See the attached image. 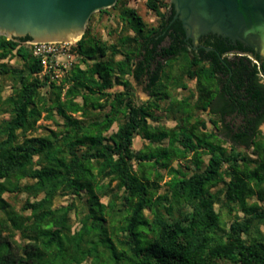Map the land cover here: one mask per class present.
<instances>
[{"label": "trees", "instance_id": "obj_1", "mask_svg": "<svg viewBox=\"0 0 264 264\" xmlns=\"http://www.w3.org/2000/svg\"><path fill=\"white\" fill-rule=\"evenodd\" d=\"M145 7L156 25L126 0L94 12L89 20L113 10L120 27L106 40L87 26L58 84L26 44L30 36L0 35V59L24 64L0 63L13 81L5 97L0 82V112L9 113L0 120V264H264V65L216 35L193 48L167 0ZM130 77L149 99H135ZM47 85L50 102L40 93ZM160 109L176 125L148 122ZM207 109L243 115L231 135L243 149L208 130L197 114ZM42 112L61 117L59 134L30 135ZM137 136L148 143L135 149ZM158 168L168 176L162 193ZM22 192L17 212L3 194ZM61 192L81 208L55 207Z\"/></svg>", "mask_w": 264, "mask_h": 264}, {"label": "water", "instance_id": "obj_2", "mask_svg": "<svg viewBox=\"0 0 264 264\" xmlns=\"http://www.w3.org/2000/svg\"><path fill=\"white\" fill-rule=\"evenodd\" d=\"M116 1L0 0V35H28L27 42L78 41L90 16ZM170 5L193 48L202 47V35L213 33L251 46L264 60V0H170Z\"/></svg>", "mask_w": 264, "mask_h": 264}, {"label": "rangeland", "instance_id": "obj_3", "mask_svg": "<svg viewBox=\"0 0 264 264\" xmlns=\"http://www.w3.org/2000/svg\"><path fill=\"white\" fill-rule=\"evenodd\" d=\"M128 3V6L130 7H134L136 8L137 11L140 12V14L142 15V17L144 18V20L149 24V25H156L158 22V17L150 10H148L145 7V0H126ZM170 3V0H167ZM166 8L163 7L162 11H165ZM87 26L90 28V33L96 36H100L102 39H106V40H112L113 36L109 35V31L113 30L116 27H120V24H118V19L115 16V12L113 10H111L109 13H102V14H98L96 13L91 20H88ZM85 28V30H86ZM73 43H76V41H74ZM77 61L76 58L73 59V61L71 62V64L69 65V68L71 67L72 63H75ZM0 63H5L7 66L9 67H16V68H24V64L22 63V61L18 58V56H11V57H7L4 59H0ZM68 68V69H69ZM66 72H61L58 71L57 75H53V79L54 81L58 84L60 82L61 77L63 76V74ZM3 76L0 74V82L3 85V89H2V96L5 97L9 94H11L12 91V86H13V81L11 79H3ZM189 85L191 87H194L195 82L194 81H189ZM117 87H115L116 89ZM138 91V95L141 98H145L146 95L144 93H142L139 89V86L137 87ZM40 93L43 97V99L47 100L48 102H50V96H51V88L47 85L45 87H42L40 89ZM185 92L178 90L175 94L178 97H181ZM78 100H80V98H78ZM159 116H160V120L158 122L156 121H151V123H153L154 125H167V126H172L175 124V122L171 119H169L168 117L166 118L164 115V112L162 111H157L156 112ZM198 116L204 118L207 121V124L210 125V123L208 122L209 120V115L204 112V111H200L197 113ZM46 112H42L41 114V118L38 120L37 122V128L32 131L30 133V135H46L49 134L51 132H57L58 134L60 133V130L62 128V119L61 117H59L55 112H54V118H46ZM9 117V113L8 112H0V120L2 118H8ZM235 122L238 121V119H234ZM118 126V122H114L110 128V130L108 132H106V136H108L111 132L115 131L117 129ZM143 141L139 138L136 137L134 140V148H140L143 147ZM204 161L206 162L208 159V155H204L203 156ZM181 162L178 161H173L172 165L174 167H177L178 164H180ZM192 165V164H191ZM135 168H137V164L135 163L134 165ZM158 170L163 174V180L160 181V188H159V192L162 193L165 189H166V185L164 184V182L168 179V176L166 174V169L164 168H158ZM108 179L103 180L104 182H106ZM26 182V180H23V183ZM110 187H112L113 191L116 190L115 188V181L111 182ZM27 193L22 192V193H18V194H9V193H4L3 197L8 201V203L10 204L11 208L14 211L19 212L20 211V206L21 204L24 202V200L27 198ZM38 197H41V195H39ZM109 196H102L100 197V201L103 202H107L108 201ZM31 199H33V197H31ZM84 200V199H83ZM74 202L77 205V210L81 208V202H79V200L77 199V197L71 193L68 192H61L59 193L55 199H54V206H60V205H66L68 203ZM216 208H218V205H216ZM0 216L3 217V213L0 211ZM71 217H72V230H75L76 228H78L79 226V222H78V216L76 213V210H72L71 211ZM261 229L264 231V224L261 225ZM5 233V232H3ZM18 237V235H17ZM83 264H89L88 262H85Z\"/></svg>", "mask_w": 264, "mask_h": 264}, {"label": "crops", "instance_id": "obj_4", "mask_svg": "<svg viewBox=\"0 0 264 264\" xmlns=\"http://www.w3.org/2000/svg\"><path fill=\"white\" fill-rule=\"evenodd\" d=\"M130 80H131V82H132V84L134 85V87H135V99L136 100H147V99H149V95H148V93L147 92H145L144 91V89H143V86L140 84H137L136 83V81L132 78V77H130ZM139 86V89H140V91L142 92V93H144L145 95H146V97L145 98H141L139 95H138V93H137V87ZM190 86V85H189ZM157 111H162V112H164L163 110H155L154 111V114L157 116V117H159L158 118V120H156V122H158L159 120H160V116L156 113ZM204 112H206L208 115H209V123H210V125H208L207 124V121L204 119V118H202V117H200V119H204L205 121H206V124H207V128H208V130L209 131H212V132H214L215 134H216V136L219 138V139H221L222 141H223V145L224 146H226L228 149L231 147V146H234V147H236L237 149H243L244 147L243 146H241L240 144H237V143H235L233 140H232V138H231V135L234 133V132H236L237 131V129H238V126L243 122L242 120H243V115H241V114H238V113H236V112H233V113H229V114H224L223 116H221L220 117V115H219V112H214V113H211V112H209V110L207 109V110H205ZM164 116L167 118L168 116L166 115V112H164ZM169 118V117H168ZM169 119H171V118H169ZM234 119H238V121L237 122H235L234 121ZM171 120H173L174 122H175V124L174 125H176V123H177V121L176 120H174V119H171ZM212 120H215L216 122H215V124H213L211 121ZM151 119H148V122H150L151 123ZM152 125H154L153 123H151ZM174 125H172V126H167V125H163V126H166V127H173ZM154 126H158V125H154ZM258 130L264 135V119H263V121L258 125ZM137 137H139L144 143H143V145L144 144H147L148 143V140H146V139H144V138H142V137H140V136H137ZM163 143L164 144H166V140H164L163 141ZM246 152H248L252 157H254V155L251 153V148H249V149H247V150H245ZM209 157V156H208ZM203 159V158H202ZM207 161H208V159H207ZM207 161L205 162L204 161V159H203V162L204 163H207Z\"/></svg>", "mask_w": 264, "mask_h": 264}, {"label": "built area", "instance_id": "obj_5", "mask_svg": "<svg viewBox=\"0 0 264 264\" xmlns=\"http://www.w3.org/2000/svg\"><path fill=\"white\" fill-rule=\"evenodd\" d=\"M33 54L40 59L43 72H67L69 65L76 57L73 42H26Z\"/></svg>", "mask_w": 264, "mask_h": 264}, {"label": "flooded vegetation", "instance_id": "obj_6", "mask_svg": "<svg viewBox=\"0 0 264 264\" xmlns=\"http://www.w3.org/2000/svg\"><path fill=\"white\" fill-rule=\"evenodd\" d=\"M173 19H175L174 16H173ZM209 35H216L217 37H221V38L226 39L228 45H230V46H234V47H235V48L233 49L234 51H239V50H241L240 47H239V46H241V47L243 48L242 51H243L244 54H247L251 59H253V56L256 55L257 58H258V61H259V62H257V63H258V64H263V65H264V60H262V59L259 58V56H258V54L256 53V51H255L251 46H249V45H245L244 43H242V42H240V41H238V40L234 41V40H232V39H230V38L223 37V36H221V35H217V34L209 33V34L202 35V36L200 37V39H199L200 45L203 46V41H204ZM199 47H201V46H199ZM199 47H198V48H199ZM253 60L255 61V59H253ZM260 81H261V82H264V76H263V75H262V78L260 79Z\"/></svg>", "mask_w": 264, "mask_h": 264}, {"label": "bare ground", "instance_id": "obj_7", "mask_svg": "<svg viewBox=\"0 0 264 264\" xmlns=\"http://www.w3.org/2000/svg\"><path fill=\"white\" fill-rule=\"evenodd\" d=\"M74 40V39H73ZM75 41V40H74Z\"/></svg>", "mask_w": 264, "mask_h": 264}]
</instances>
